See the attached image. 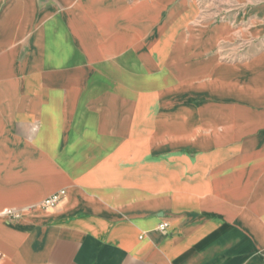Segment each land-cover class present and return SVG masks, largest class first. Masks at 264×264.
Listing matches in <instances>:
<instances>
[{"label": "crops", "instance_id": "1", "mask_svg": "<svg viewBox=\"0 0 264 264\" xmlns=\"http://www.w3.org/2000/svg\"><path fill=\"white\" fill-rule=\"evenodd\" d=\"M0 264H264V3L0 0Z\"/></svg>", "mask_w": 264, "mask_h": 264}, {"label": "built area", "instance_id": "2", "mask_svg": "<svg viewBox=\"0 0 264 264\" xmlns=\"http://www.w3.org/2000/svg\"><path fill=\"white\" fill-rule=\"evenodd\" d=\"M62 196H63L62 192L51 195L50 197H48L42 202L41 207L45 210L55 207L61 200ZM4 215H6L7 217L11 219H16L18 216L12 211H5ZM167 227H168L167 224H162L157 227V230L163 232L166 230Z\"/></svg>", "mask_w": 264, "mask_h": 264}, {"label": "rangeland", "instance_id": "3", "mask_svg": "<svg viewBox=\"0 0 264 264\" xmlns=\"http://www.w3.org/2000/svg\"><path fill=\"white\" fill-rule=\"evenodd\" d=\"M259 3H264V0H259Z\"/></svg>", "mask_w": 264, "mask_h": 264}]
</instances>
